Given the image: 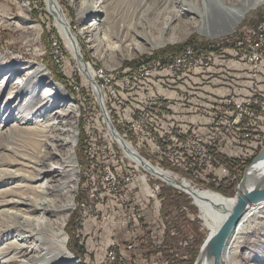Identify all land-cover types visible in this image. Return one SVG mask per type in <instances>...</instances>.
Segmentation results:
<instances>
[{
	"label": "bare ground",
	"instance_id": "6f19581e",
	"mask_svg": "<svg viewBox=\"0 0 264 264\" xmlns=\"http://www.w3.org/2000/svg\"><path fill=\"white\" fill-rule=\"evenodd\" d=\"M11 1L18 6L16 21L23 28H33L37 39L41 29L37 22L31 23L29 19L31 4L27 0ZM65 1L79 4V21L85 22L90 17L78 35L86 38L93 53L102 56L125 46V53L119 52L126 57L143 52L147 46L152 49L183 40L191 32L210 39L226 36L250 10L264 5V0ZM45 3L78 69L93 91H97L93 68L84 60L78 35L72 30L61 1L45 0ZM12 69L13 63L4 68L9 73ZM22 69L25 71L23 78L16 77L9 84L14 73H6L0 82V97L8 91L5 102L11 104L10 107L15 104L14 114L20 119L17 130L21 129L27 137L26 142H30L27 154L0 163V219L1 216L9 219L0 224V234L6 231L14 237L0 247V262L78 264L66 249L63 227L73 207L78 178L74 118L79 109L65 88L50 79L42 64L27 61ZM100 71L113 75L125 72L126 68L111 72L100 68ZM122 145L137 165L191 197L209 230L207 236L218 229L235 205V196L225 197L210 189L192 186L188 181L179 184L169 171L144 163L128 143ZM263 179L264 154L248 170L244 187L258 186ZM263 231L264 200H261L249 204L229 236L219 263L264 264L258 246ZM197 259V264H212L205 247H200Z\"/></svg>",
	"mask_w": 264,
	"mask_h": 264
},
{
	"label": "built area",
	"instance_id": "2783aa9c",
	"mask_svg": "<svg viewBox=\"0 0 264 264\" xmlns=\"http://www.w3.org/2000/svg\"><path fill=\"white\" fill-rule=\"evenodd\" d=\"M223 62L229 64V71L219 67L225 65ZM237 63L247 69L245 76ZM263 66L264 24H259L248 27L229 53L190 45L166 60L127 66L120 74L105 75L94 69L104 113L96 93L90 91L96 108L90 119L98 133L92 138L99 144L95 147L93 143V150H98L95 157L93 151L91 158L85 157L83 171H88L85 176L90 175L84 178L83 173L84 199L77 202L76 209L84 218L104 220L98 207L114 206L130 235L126 242L110 240L99 264H163L159 256L145 257L138 239L145 237L156 243L169 223L161 215L164 180L129 158L122 143L107 129L104 115L145 163L152 165L153 159L160 170L196 187L192 180L207 181L208 175L221 178L229 174L227 166L213 164L215 154L236 159L247 151V143H260L264 107L261 104L258 110L255 91H264ZM216 68L215 72H223L219 74L222 91H192L193 79L208 78ZM242 91L246 94L240 97ZM159 162L168 167L164 169ZM178 174L188 175L190 180ZM230 175L233 181L242 176ZM94 228L89 227L87 234Z\"/></svg>",
	"mask_w": 264,
	"mask_h": 264
},
{
	"label": "rangeland",
	"instance_id": "374dc122",
	"mask_svg": "<svg viewBox=\"0 0 264 264\" xmlns=\"http://www.w3.org/2000/svg\"><path fill=\"white\" fill-rule=\"evenodd\" d=\"M28 2L31 1V6L29 9V19L31 23H40L39 27L41 29L40 34L38 35L37 39L34 37V30L33 28H23L19 25L16 21V12L18 11V6L16 2H12L11 0H0V82L2 81L3 77L6 73L14 75L9 79V84L15 81V78H23L25 75V71L22 69L27 61L35 62L37 64H42L43 67L49 73L50 79L54 82L60 83L64 88L65 91L71 96L72 101L78 106V114L76 118H74V122L77 127V140L75 144V156L77 161V169H78V178L76 183V191L73 199V207L68 215V218L64 224L63 230L66 237L65 246L66 249L70 250L71 254L74 256L75 260H77L78 264H99L102 256L104 254V249L108 242L112 241H120L126 242L130 237L129 233L125 231V227H123L122 219H118L120 217V212L114 208V206H99L98 209H101L102 212H99V216L105 218L104 220L100 219H92L91 216L86 218L83 217L81 211L76 209V204L78 201L84 199L83 191V184L81 180L83 178L88 177L89 175L85 176V173H88L87 170H84V162L86 155L91 158V154L93 151L94 157L96 156V152L98 150H93V140L94 135H98L97 131L94 130L90 117L92 116V112L96 110L93 108L94 99L93 96H88L87 94L91 93L92 90L91 85H89L88 81H86L85 75L78 69L76 65V61L73 59L70 51L67 49L65 45V41L62 38L61 34L58 32L57 27L54 24V18L49 13L46 8L45 0H27ZM61 4L64 8V12L68 16L69 21L71 22L70 26L72 25V30L78 35V31L81 26L86 22L90 21V17H88L85 22L79 21L77 18V10L79 4L76 3L75 5H71L68 1L60 0ZM121 3L124 0H119ZM70 15V16H69ZM73 17V18H72ZM73 20H72V19ZM39 22H38V21ZM73 21V22H72ZM259 24H264V5H260L252 10H250L243 20L239 23L235 29L226 36L217 37V38H207L204 35H201L197 32L189 33L183 40L173 42V43H165L159 47H155L149 49L150 47H145L146 49L138 54H134L131 57L121 56L120 50H123V53L126 51V47H122L118 49V51L113 50L109 51L108 53L99 56V54L93 53V51L89 47V43L86 41V38L79 34L78 39L80 42L81 50L83 45V50L85 55L88 57V62L94 69L102 68L106 72L111 71H121L126 67H122L124 63H134L136 60V65L130 66H137L139 63L151 58L155 57L157 59L158 56L161 54L163 49H169L173 47H177L179 45L185 44L189 40L194 42H204L212 44L211 48L213 49L214 53H229L232 50V47L237 44V41L241 39V37L246 33L248 27H253ZM51 27L55 29L52 30ZM31 30V31H30ZM125 50V51H124ZM135 51L133 50V53ZM83 53V55H84ZM85 60V59H84ZM86 61V60H85ZM151 61V60H150ZM10 63L14 64V69H12L11 73L9 71L4 70ZM227 66H219L224 68L226 71H229L227 62H223ZM234 63V62H232ZM234 65V64H232ZM239 71L245 76V72L247 69L242 66L241 63L236 64ZM49 67L57 69V71L64 77H66L65 83L62 84L61 81L57 80L51 72ZM236 67V66H235ZM242 67V68H241ZM218 70H212V74L208 78H199L193 79L191 81V86L194 88L192 91H201L206 90L210 91L211 94L216 93L217 91L221 90V77L219 74H223L219 70V72H215ZM262 71L264 72V66ZM248 73V72H247ZM59 74V75H60ZM263 73H259L262 75ZM60 75V76H61ZM81 75V76H80ZM264 75V74H263ZM61 76V77H62ZM94 80H97L94 77ZM242 80L246 81L247 79L244 77ZM264 80V79H263ZM11 81V82H10ZM13 81V82H12ZM261 85H264V82H261ZM69 87H73L75 89L74 94L69 92ZM224 93H227L225 87ZM244 88V87H242ZM6 90V89H5ZM259 106L262 104L264 107V91H255ZM223 93V94H224ZM8 94V91H4L3 95L0 97V163H4L9 161L13 158H17L20 155L27 154L30 142H26L25 134L20 131L21 129L17 130V126L19 125L20 119L15 117L14 111L16 110L15 104L10 107L11 104L8 105V102H5V98ZM92 94V93H91ZM246 91H242L240 97L245 95ZM15 99H13V102ZM261 105V106H262ZM98 109V108H97ZM7 115V116H6ZM5 125V126H3ZM89 125V126H88ZM81 144L80 150L77 151L76 147L77 144ZM95 147L99 144V142H95ZM261 145V144H260ZM259 143H247L246 148L247 151H243L242 154H238L237 158L246 159L247 161L252 157V154L256 152L258 149L259 152L264 146L260 147ZM7 148L10 150H7ZM79 149V146H78ZM10 152V153H9ZM78 152L80 153L81 157H78ZM258 152V153H259ZM31 153H32V146H31ZM142 153V152H141ZM227 155H230L229 150H227ZM257 153V152H256ZM257 153V154H258ZM14 154V155H13ZM256 154V155H257ZM254 156V158L256 157ZM228 157V156H227ZM8 159V160H6ZM4 160V161H3ZM152 165L156 164L153 159H151ZM159 166H163L166 169L168 166L164 162H159ZM247 167V166H246ZM237 173V172H233ZM238 174V173H237ZM243 174V173H242ZM180 177H183L182 174H178ZM240 180V178H239ZM236 179L237 182H239ZM164 191H168L170 193L175 192V194L180 191L176 188L172 189L171 185L164 182ZM214 184V182H212ZM193 184V183H192ZM217 185V184H216ZM214 184V186H216ZM197 187V185H196ZM82 188V189H81ZM203 189L202 187H199ZM182 192V191H181ZM218 193V192H217ZM186 194V193H185ZM177 195V194H176ZM222 195V194H221ZM227 197V196H225ZM233 197V196H231ZM187 198L190 199V204H182L181 207L178 209L179 212L185 213V217L188 221H195L193 224V229H189L188 233H190L185 239L187 240V245H180V251L177 252V255H180L183 258L180 264H194L197 256L195 257V244L197 243L195 239V235L193 234H200L202 236V241L204 242L205 238L207 237L209 230L204 225L203 221L200 218L199 210L197 206L192 201L191 197L187 194ZM194 207H192V206ZM109 207V208H108ZM164 209V195L162 197V207H161V214L163 215ZM176 209L171 212V216L169 219L175 222L178 219L179 213ZM121 218V217H120ZM9 219L5 216H1L0 224L3 221H8ZM85 220V221H84ZM95 225L94 230H90V234H87L89 227ZM66 227V228H65ZM111 235V236H110ZM250 236H253L252 233ZM14 239L12 234H7L6 231H3L0 234V247H3L7 242H10ZM202 242V244H203ZM142 243V242H139ZM141 247H145L144 249L152 250L156 249L158 244L151 246L148 243L139 244ZM68 246V247H67ZM202 246V245H201ZM259 252L264 257V231L259 238ZM68 250V251H69ZM76 251V252H75ZM85 251V253H84ZM172 253V252H171ZM199 254V252H198ZM11 254L7 255L10 256ZM1 260V256H0ZM82 260V261H81ZM83 262V263H82ZM0 264H10L0 262Z\"/></svg>",
	"mask_w": 264,
	"mask_h": 264
},
{
	"label": "trees",
	"instance_id": "16d2710c",
	"mask_svg": "<svg viewBox=\"0 0 264 264\" xmlns=\"http://www.w3.org/2000/svg\"><path fill=\"white\" fill-rule=\"evenodd\" d=\"M29 2L31 3V1H29ZM70 24H71V22H70ZM71 27H72V25H71ZM51 28H52V30L55 29L54 27H51ZM241 39H242V37H241ZM241 39H239V40H241ZM188 45H192L196 49H206V50L211 49V50H213L211 48L212 44L204 43V42L198 43V42H194L192 40H189L185 44L179 45L177 47H173V48H169V49H167V48L163 49V51L161 52L162 55L160 54L157 59H154L155 57H151V58H149V59H147V60H145L139 64H142L145 62H152V61H155L158 59L166 60V59L170 58L172 55L179 54L180 52H182L184 47L188 46ZM82 50H83V45H82ZM83 53H84V51H83ZM83 56H84V59L86 61L89 60L87 55H85V53ZM136 63H137L136 60L132 64L124 63V65L122 67H127L130 65H136ZM100 68H98L96 70L98 73L102 72V71H100ZM49 69H50L51 74L55 78H57V80L61 81L62 84L65 83V80H66L65 76L63 77L57 71V69H54L52 67H49ZM72 88L73 87H69V92L71 94H74L75 89H72ZM87 95L90 96V93ZM262 144H264V135L262 136L261 141L259 143L260 147L262 146ZM78 146H79V149H78ZM80 148H81V144H80V140H79V143L77 144V147H76L77 151L80 150ZM256 152L258 153L259 150L257 149ZM256 152H254L252 154V157L248 161L246 159H241V158H236V159L229 158L227 156H222V155L217 153V154H215L216 158L214 159L213 164L214 165L223 164V165L227 166V168L230 171L229 174H227L221 178H218L217 176H213V175H208L207 181L206 180L201 181L199 179H195L192 181L194 183H196L199 187L210 189V190H212L214 192H218L224 196H227V197L234 196L235 186L238 182L233 181L230 174H231V172H237L239 174V176H241L244 169L246 168V166H248L252 162V160L254 159V156L257 154ZM78 157L79 158L81 157L79 152H78ZM183 176L186 179L190 180V177L188 175H183ZM212 182H214V184L215 185L217 184V185L214 186V184ZM172 189H174V188H172ZM164 190L162 189V191H161V196L163 197V195H164V209H163V215L162 214L161 215H162V218H164L165 220H168L169 223L164 230L163 237L159 241H157L156 243H152L148 239H145V237L138 239V243L142 242L139 244H144V243L149 242L148 244H150L151 246H153V244L154 245L158 244L156 246L158 248L153 249V247H152V250H147V249H144L145 247H141V245L140 246L138 245V246H139V249L143 252V255H145V257L149 258L152 256L153 257L159 256L162 259L163 264H180V263H182L181 261L183 260L184 257L177 255L176 253L180 251V249H181L180 245L181 244H183V245L188 244V243L184 244V241L186 240L185 238L190 234V233H188V231H190L189 229H191V230L193 229L192 227H193V224L195 223V221H188L186 219L187 217H185V213H183L182 211L181 212L178 211V209L181 207L182 204H188V203L190 204V199L187 198V194H185L184 192L178 191L176 193L177 194L176 195L175 192L170 193V192L164 191ZM190 206H192V205H190ZM192 207H194V206H192ZM175 209L178 211L177 213H179V215H178L177 221L174 224V221L169 219V217L171 216V212ZM193 234L195 235V239L197 241V243L195 244V257H196L198 255V252L200 250V247H201L203 241H202V236H200V234H198V233L196 234V232H194ZM84 253H85V251H84ZM193 263H194V261H193ZM84 264H85V262H84Z\"/></svg>",
	"mask_w": 264,
	"mask_h": 264
},
{
	"label": "water",
	"instance_id": "95a60500",
	"mask_svg": "<svg viewBox=\"0 0 264 264\" xmlns=\"http://www.w3.org/2000/svg\"><path fill=\"white\" fill-rule=\"evenodd\" d=\"M85 62L87 63V61ZM95 85L97 87V91H94V92L96 93V98L99 102L100 110L104 113L102 97H101L100 89L98 87L96 80H95ZM104 120L109 126L111 133L116 138H118L121 143H124L123 139L116 132L112 122L106 115H104ZM263 154H264V146L262 147L260 152L256 155V157L252 160V162L243 171V174L241 176V179L237 185V189L235 190V194H234L236 198L235 205L230 210L228 215L224 218V220L221 222L218 229L214 233L207 236V238L204 240L202 244V247H205L206 249L207 255L212 259V264H220L219 263L220 256L229 239V236L231 235L233 229L237 225L243 213L247 210L249 204L264 200V179L258 186H255L253 188L244 187V182H245V178H246L248 170L250 169L252 164H254L255 161H257L258 159L262 157ZM138 157L144 162V160L140 156ZM148 165L153 167V165L151 164H148ZM172 178L176 180L175 182L179 184H183L185 181V180L177 179L176 177H172ZM179 190L181 191V189ZM197 263H198V259L196 258L194 264H197Z\"/></svg>",
	"mask_w": 264,
	"mask_h": 264
}]
</instances>
